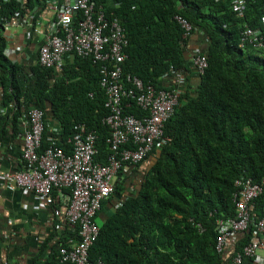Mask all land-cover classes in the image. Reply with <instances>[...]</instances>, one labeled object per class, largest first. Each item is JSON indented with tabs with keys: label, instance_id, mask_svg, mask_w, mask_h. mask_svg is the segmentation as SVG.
<instances>
[{
	"label": "trees",
	"instance_id": "1",
	"mask_svg": "<svg viewBox=\"0 0 264 264\" xmlns=\"http://www.w3.org/2000/svg\"><path fill=\"white\" fill-rule=\"evenodd\" d=\"M46 1L25 0L22 9L14 1L6 3L0 7V23L16 12L28 16L35 7L32 28L39 19L47 27ZM93 1L108 20H118L125 30L124 74L160 88L161 77L173 68L184 73L186 85L181 89L180 106L164 125L163 136L171 142L165 141L141 162L151 158L152 165L141 171L135 168L137 176L126 177L128 185L134 187L132 192L118 183L102 203L100 212L106 204L115 210L99 225L89 260L103 264H223L215 250V226L217 220L236 215L234 182L242 176L257 183L264 181V49L254 47L260 38L250 42L251 36L244 35L248 28H261L264 36V25L260 24L264 0H247L241 14L232 11L230 0ZM176 17L192 24L191 36L184 37ZM196 33L202 34V53L208 62L203 73L194 71L189 60L194 50L201 49L195 43ZM43 37L36 54L45 42V34ZM4 47L0 37V78L4 87L11 83L13 89L12 95L4 89L2 98L4 106L15 104L13 121L31 106L43 110L41 149L54 143L67 154L73 147L68 140L80 134L74 128L80 125L84 127L82 138L87 133L94 136L95 162L106 163L111 133L103 123L108 111L99 86L102 63L96 65L71 53L64 56L61 71L55 72L37 62L12 64L3 54ZM19 72L24 85L17 78ZM194 77L195 87L188 83ZM125 113L138 117L142 112L131 105ZM48 118L55 121L49 134ZM53 196L49 205L52 215L61 207L56 190ZM263 207L264 189L255 200L256 216ZM253 229L250 226L240 234L234 251H241L250 241ZM77 232L76 226L67 237H58L55 231L48 233L30 263L69 264L61 263L59 249H68L70 240L77 243ZM14 241L0 234V250L6 256L15 252ZM16 252L14 260L20 264L22 259ZM44 255L47 257L42 259Z\"/></svg>",
	"mask_w": 264,
	"mask_h": 264
},
{
	"label": "built area",
	"instance_id": "2",
	"mask_svg": "<svg viewBox=\"0 0 264 264\" xmlns=\"http://www.w3.org/2000/svg\"><path fill=\"white\" fill-rule=\"evenodd\" d=\"M14 1L19 8L24 7L25 0H0V7ZM232 10L241 14L246 7V0H230ZM47 12L62 25V36L49 37L40 46L37 63L56 72L64 66V56L74 53L81 58H89L93 64L99 65V86L104 92L106 101L104 108L108 115L103 119L110 130V153L106 163L95 162L96 150L94 136L87 133L82 138L84 127L77 125L75 134L69 139L73 147L69 154L52 143L41 149L45 131V112L35 106L21 118L23 124L22 153L20 168L16 171H1L0 183L20 191L23 195H33L41 206H49L54 202L53 191L58 192L60 208L54 215L63 216L71 227H78L79 240L69 241L68 249H59L61 263L69 264H103L100 260H89V251L100 233L97 224L98 213L102 203L113 194L119 176L127 174L130 169L140 164L153 149L166 141L163 136L164 125L174 115L179 105L181 89L186 80L183 72L172 68L171 75L162 77V87L145 84L138 77L124 74L121 64L126 55L127 46L125 32L118 20H108L101 6L93 0H47ZM96 6V8H95ZM35 7L33 13H35ZM81 13V20L77 15ZM29 17L22 21L16 12L13 17L2 24V30L9 27H21L29 37ZM189 35L192 27L184 19H177ZM264 24V14L260 17ZM55 22H51L49 30L53 33ZM6 34V33H5ZM2 36L5 40L3 53L10 57L11 53H21L23 45L12 46L13 35ZM244 35L252 36L253 41L260 38L257 46L264 49L262 31L256 33L245 31ZM10 47V48H8ZM25 61L29 60L24 54ZM13 62V61H12ZM196 71L203 73L207 68L205 56H196L192 60ZM135 105L142 113L136 117L126 114L125 109ZM15 109L14 104L9 105ZM3 110L0 109V117ZM1 125V124H0ZM1 131V126H0ZM131 145L132 147H123ZM235 192L232 202L236 209L234 217L219 219L216 222L215 250L221 254L230 243H236L240 234L253 226L250 241L241 251H234L231 264H264V207L261 215L256 216L255 200L263 194L264 181L257 183L251 177H240L235 180ZM67 191V192H65ZM69 191V192H68ZM200 231H203L200 228ZM263 251V256L259 254Z\"/></svg>",
	"mask_w": 264,
	"mask_h": 264
},
{
	"label": "crops",
	"instance_id": "3",
	"mask_svg": "<svg viewBox=\"0 0 264 264\" xmlns=\"http://www.w3.org/2000/svg\"><path fill=\"white\" fill-rule=\"evenodd\" d=\"M44 20L46 22L48 20L50 21V16L46 15ZM44 27L46 28L45 23L39 19V23H37L34 28L35 32L33 33L32 40L27 42L24 41V34L21 28L14 27L8 30L13 35V39L11 38L13 41L12 46L28 43L27 45H23L21 53H11L9 59L12 60L13 63L25 61L24 54H28L29 56V60L27 61H31L33 64L37 62L36 49L43 41V35L45 34ZM8 31H6V36H8ZM194 36L197 48H201L203 42L202 34L196 33ZM190 49H195L194 45H192ZM33 54L36 55L34 56ZM0 75L2 76V73H0ZM193 76H195L194 73ZM29 77L31 81L33 76L30 75ZM17 78L20 80L19 82L23 85L25 84L22 73L19 72ZM195 78L196 77H194L193 82H188L192 83L193 87L197 84ZM4 89L6 94L12 95L13 89L11 83L4 87L0 78V109L3 110V114L0 117V126L2 129L0 135V170L12 172L18 170L21 164L23 124L20 117L23 115L19 116L16 122L13 121L15 109H10L9 105L4 106V98H2ZM48 119L51 120L52 118ZM54 125V120L48 121L47 127H50V129L47 134L51 132V128H53ZM153 160L150 158V160L145 161L138 168V171L144 170L146 166L152 165ZM109 212L110 208L108 206L100 212L98 217L100 222L99 225L110 215ZM52 214L49 206H41L33 195H23L20 191L6 187V185L0 183V234L10 236L11 240H15V243L12 245V250L15 251L13 252L14 256L17 253L16 251H19L20 258L22 259L20 264H31L30 261L36 256L35 253L42 244L43 237L48 233L55 231L58 237H67L72 232L73 227L66 224L67 222L63 216ZM234 250L235 243L233 242L224 248L221 253L223 264H229ZM13 253H9V256H6V253L1 248L0 264H16L14 259L17 257H13ZM262 253L263 251L259 252V254L263 256ZM46 257L47 256L44 255L42 259ZM246 264L253 263L247 262Z\"/></svg>",
	"mask_w": 264,
	"mask_h": 264
},
{
	"label": "clouds",
	"instance_id": "4",
	"mask_svg": "<svg viewBox=\"0 0 264 264\" xmlns=\"http://www.w3.org/2000/svg\"><path fill=\"white\" fill-rule=\"evenodd\" d=\"M246 5H247V0H246ZM46 8H47V6H46ZM95 8H96V6H95ZM246 8V7H245ZM233 11V10H232ZM234 12V11H233ZM18 13V12H17ZM30 13V12H29ZM236 13V12H235ZM19 14V13H18ZM34 13H33V11H32V13H30V14H28V16H22V15H20V17H21V19H22V21H25L26 19H28L29 17H32L29 21H28V23L31 25V21L33 20V15ZM239 14V13H238ZM15 15V14H14ZM13 15V16H14ZM46 15H49L50 16V21H49V23H48V26L46 27V29H45V42H44V44L47 42V39L51 36V37H53V36H55V35H58L60 32H61V24L56 20V18H55V16L53 17L51 14H48V12H47V9H46ZM12 16V17H13ZM77 17H78V19H80L81 20V13L79 14V15H77ZM177 18V17H176ZM178 19V18H177ZM176 19V21H177V24L181 27V25L179 24V22H178V20ZM181 19H184V18H181ZM10 20V19H9ZM53 20V21H52ZM184 20H186V19H184ZM5 21H7V20H5ZM4 21V22H5ZM190 25H191V27H192V29H191V31H190V33H189V35H185V30L181 27V29L182 30H184V37L185 38H187V37H189V36H191V33H193V26H192V24L188 21V20H186ZM4 22L3 23H0L1 24V27H0V37H1V39H3V37L5 36V33H6V31H4V30H2V24H4ZM53 23V22H55V25H54V27L56 28V30L55 29H53V33H51V31L49 30V25H50V23ZM260 24L261 25H264L262 22H261V20H260ZM122 26V25H121ZM11 28H14V27H9V29H7V31L8 30H10ZM18 28H21V27H18ZM123 28V27H122ZM22 30H23V34H24V41L25 42H27V41H29L30 39H31V37L33 36V33L35 32V29L34 28H32V26H30V30H29V32H28V34H29V37L28 38H25L26 37V34H27V31L28 30H25V28H21ZM123 30H124V28H123ZM258 30H261V28H255V29H253V28H251V29H247V31H250V32H253V33H256V31H258ZM124 32H125V30H124ZM8 33H10L9 31H8ZM7 34V33H6ZM9 35V34H8ZM3 36V37H2ZM59 36V35H58ZM125 36H126V34H125ZM127 39V38H126ZM4 40V39H3ZM253 41V37L251 36V41L250 42H252ZM4 42H5V40H4ZM43 44V45H44ZM127 44H128V42H127ZM23 45H27V43H23ZM242 47H243V44L241 45ZM254 47L255 48H260L259 46H257V44L256 45H254ZM6 48V46L4 47V49ZM4 49H3V51H4ZM202 48L201 49H199V50H194L193 51V55L191 56V58L189 59L190 60V64H191V67L194 69V71H196L195 70V68L193 67V65H192V60H193V58H195L196 56H198V53H201L202 54V56H205V55H203V53H202ZM4 54V53H3ZM261 54H264V53H261ZM5 55V54H4ZM5 57H7L6 55H5ZM7 58H10V57H7ZM205 58H206V56H205ZM206 60H207V58H206ZM12 64H13V62H12ZM123 64V63H122ZM122 64H121V67H122ZM207 66H208V62H207ZM122 69H123V67H122ZM124 71V70H123ZM164 75H171V73H169V74H164ZM163 75V76H164ZM162 76V77H163ZM162 77H161V83H162ZM140 79V78H139ZM154 85V84H153ZM186 85V84H185ZM155 86V85H154ZM162 87V86H161ZM102 90V89H101ZM104 93V92H103ZM0 95H1V92H0ZM105 96V95H104ZM105 101H106V98H105ZM105 103V102H104ZM10 104H13V103H10ZM9 104V105H10ZM15 105V104H14ZM10 108V107H9ZM10 109H13V108H10ZM169 142H171V140H168V139H166V143H169ZM156 149V148H155ZM153 153H154V151L151 153V156L153 155ZM142 164L140 163V164H138V165H136V170L135 171H138V168L141 166ZM135 168H133V169H135ZM133 169H130V171L127 173V174H122V175H120L119 176V179H118V181L115 183V188H116V185L118 184V183H122V184H125L126 185V189L128 190V191H130V192H132L133 191V189H134V187L133 186H131V185H128V181L126 180V177L127 176H133L134 175V177H136L137 176V173L136 174H134L133 173ZM129 188V189H128Z\"/></svg>",
	"mask_w": 264,
	"mask_h": 264
},
{
	"label": "rangeland",
	"instance_id": "5",
	"mask_svg": "<svg viewBox=\"0 0 264 264\" xmlns=\"http://www.w3.org/2000/svg\"><path fill=\"white\" fill-rule=\"evenodd\" d=\"M106 206H108L109 208H110V212H109V214H112V213H114V210H115V208L114 207H112V206H109L108 204H106L105 206H104V208H106ZM97 224L99 225L100 224V222H99V220L97 219Z\"/></svg>",
	"mask_w": 264,
	"mask_h": 264
}]
</instances>
